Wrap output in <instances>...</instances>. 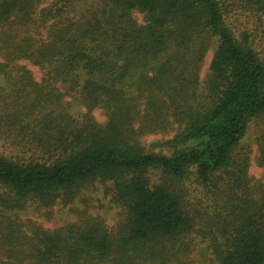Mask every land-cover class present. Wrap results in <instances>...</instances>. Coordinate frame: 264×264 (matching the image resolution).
<instances>
[{"label":"trees","instance_id":"1","mask_svg":"<svg viewBox=\"0 0 264 264\" xmlns=\"http://www.w3.org/2000/svg\"><path fill=\"white\" fill-rule=\"evenodd\" d=\"M244 1L262 16L264 0ZM225 6L0 0V136L34 154H0V207L60 203L77 215L53 230L1 220L0 264H195L199 253L204 264H264V52L234 34ZM174 121L184 127L164 142L168 154L131 136ZM251 123L262 126L257 184L236 150ZM95 184L119 210L112 228L72 207Z\"/></svg>","mask_w":264,"mask_h":264},{"label":"rangeland","instance_id":"2","mask_svg":"<svg viewBox=\"0 0 264 264\" xmlns=\"http://www.w3.org/2000/svg\"><path fill=\"white\" fill-rule=\"evenodd\" d=\"M221 1L225 2V8L228 10V13L226 12L225 14L227 19L226 23L234 34L241 37L243 31L248 32L252 35L251 38H255V40H253L255 48L264 52V5L263 12H261L262 16L257 18L250 15L247 8L252 9L253 6H250V4H246L247 6H245L246 1L244 0ZM135 19L139 24L143 22V16L140 14H136ZM216 44V41H214L210 50L205 55L202 68L199 72V80L201 81L204 80L209 73V67ZM19 63L26 66L31 71L35 80H41L42 72L37 67L31 65L27 61H20ZM147 74L149 77L154 75L152 71L147 72ZM130 96H133V94H130ZM68 100L69 99L66 98V101ZM78 111L84 112V109L79 108ZM92 116L98 124H103L107 121V116L100 109H95L92 112ZM183 127L184 124L180 125L174 121L173 128L166 133L146 134L141 136H136L132 133L131 136L134 138L135 143L146 152L168 154L170 150L168 147L164 146V142L171 140L175 135L179 134ZM261 128V125L251 123L236 149L237 151H244L248 154L247 174L252 180V184H257L263 180V170L258 164V136L261 132ZM19 142L24 145L26 144L25 141ZM0 154L12 160L28 161L33 153L30 152L29 148L11 143L6 138L0 136ZM73 205L80 209H85L87 213L92 216L100 218L109 228L114 227L118 220L119 210L111 204V195L105 192L104 187L100 184H95L93 187L83 191L81 196L72 204V207ZM70 207L71 205L57 203L52 207L40 208L35 204H31V202L24 204L23 208L11 210L0 207V221L11 218L19 221L24 229V226L31 222L46 230H53L66 222H73L77 219V215L70 211ZM204 261V254L202 255L199 253L195 255V264H204Z\"/></svg>","mask_w":264,"mask_h":264}]
</instances>
